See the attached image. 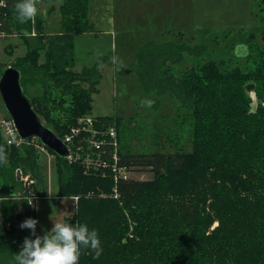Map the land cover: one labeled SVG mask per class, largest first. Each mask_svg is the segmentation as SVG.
I'll return each mask as SVG.
<instances>
[{
    "label": "trees",
    "instance_id": "trees-1",
    "mask_svg": "<svg viewBox=\"0 0 264 264\" xmlns=\"http://www.w3.org/2000/svg\"><path fill=\"white\" fill-rule=\"evenodd\" d=\"M42 1L54 9L57 0ZM59 1L60 31L50 33L42 16L37 14L34 24L21 23L17 0H4L8 14L0 13V34L11 33L21 23L22 33L33 27L36 35L33 45L32 39H23L25 54L11 64L0 63V72L9 65L17 68L26 94L29 82L42 87L40 94L27 96L43 123L61 139L78 118L90 115L98 71L73 70L74 33L87 31L89 0ZM260 37L264 42V24ZM255 49L251 70L211 59L180 78L166 64L180 63L183 52L195 54L191 46L155 56L144 53L145 90L170 94L188 112L191 150H124L122 120L93 116L117 132L116 159L110 144L104 173L85 172L81 162H69L44 146L55 156L58 196L78 197L73 215L64 222L87 223L100 237L101 255L96 258L93 249L81 247L78 264H264V43ZM248 84L254 85L252 90H246ZM250 91L257 96L254 111ZM157 102L152 101L154 106ZM28 141L7 145L0 129V148L7 153V162L0 165L3 223L9 219L8 198L27 200L19 194L24 187L31 193L44 183L38 149L42 144ZM133 171H148L152 177L135 179ZM25 177L31 181L28 185ZM17 185L22 188L15 190ZM24 206V219L36 218L27 202ZM26 236L27 228L23 237L10 229L0 232V253L7 264Z\"/></svg>",
    "mask_w": 264,
    "mask_h": 264
},
{
    "label": "rangeland",
    "instance_id": "rangeland-1",
    "mask_svg": "<svg viewBox=\"0 0 264 264\" xmlns=\"http://www.w3.org/2000/svg\"><path fill=\"white\" fill-rule=\"evenodd\" d=\"M36 2L44 30L59 32L60 1L53 4L54 9H50L52 3ZM5 9L4 0H0V13L4 16L8 14ZM36 16L31 20L32 24ZM263 24L264 0H89L87 31L74 33L73 70L97 69L90 115L122 120L124 150H191L188 112L179 107L170 94L156 96L145 90L146 85L141 80L146 71L144 53L155 56L163 51L181 52L184 45L191 46L196 50L195 54L183 52L180 63L166 64V69L179 78L191 69L199 70L211 59L223 60L225 67L239 66L247 71L254 67L253 58L258 51L255 46H263L260 37ZM18 28L0 35V63L4 65L25 54L27 46L23 39L30 38L34 44L36 32L33 27L23 33ZM242 44L248 47L249 54ZM202 46L204 51H200ZM27 78L32 79L29 74ZM34 84L29 82L26 87L30 97L42 91L39 84ZM249 95L252 99L250 108L254 111L257 96L254 91ZM154 99L158 100L155 106L148 103ZM0 116L8 117L1 99ZM38 149L44 183L34 191L37 195L35 204L28 203L29 195L23 196L27 200L20 196L8 198L9 219L3 223L0 215L1 233L10 229L23 237L24 229L20 228V223L25 217V202L35 211L39 235L50 230L54 221L64 222V217L72 216L75 211L72 196L66 198L57 194L54 154L45 148ZM130 175L144 180L152 177L148 171H133ZM20 188L22 186L17 185L15 190ZM0 264H7L1 253Z\"/></svg>",
    "mask_w": 264,
    "mask_h": 264
},
{
    "label": "clouds",
    "instance_id": "clouds-1",
    "mask_svg": "<svg viewBox=\"0 0 264 264\" xmlns=\"http://www.w3.org/2000/svg\"><path fill=\"white\" fill-rule=\"evenodd\" d=\"M15 10L18 21L25 23L37 15V2L17 0ZM6 162L7 153L0 148V165ZM28 203L31 205L32 200ZM37 223L35 217L20 223V228L30 230V236L24 238L19 251L13 254L12 264H78L81 247L93 249L96 258L103 251L98 231L87 223L54 221L51 229L42 235L36 234Z\"/></svg>",
    "mask_w": 264,
    "mask_h": 264
},
{
    "label": "built area",
    "instance_id": "built-area-1",
    "mask_svg": "<svg viewBox=\"0 0 264 264\" xmlns=\"http://www.w3.org/2000/svg\"><path fill=\"white\" fill-rule=\"evenodd\" d=\"M3 35V34H0ZM96 119L92 116H83L78 118L76 124L70 126L67 132L61 138L62 142L66 145L68 154L65 159L69 162H81L84 166L85 172L101 174L104 173L107 168L108 159L106 155H110L108 152V146L111 144L114 147L112 152V158L116 159L117 139L116 129L113 125L104 126L96 123ZM0 129L3 133L4 140L7 145L20 146L24 141L18 136L14 127L12 119L8 117L0 116ZM31 141L37 139H29ZM26 140L25 142H27ZM40 149L44 148V145L39 146ZM113 170L115 167L113 165ZM121 176L127 177L126 171L119 168L117 170ZM27 180V177L24 178ZM31 181H26L28 185ZM29 198H36V193H29ZM77 196H72L74 202L77 201Z\"/></svg>",
    "mask_w": 264,
    "mask_h": 264
},
{
    "label": "water",
    "instance_id": "water-1",
    "mask_svg": "<svg viewBox=\"0 0 264 264\" xmlns=\"http://www.w3.org/2000/svg\"><path fill=\"white\" fill-rule=\"evenodd\" d=\"M253 84L246 85L251 90ZM0 99L8 116L12 119L18 136L23 140L37 139L56 156L65 158L68 154L66 145L47 127L33 109L31 100L21 86L20 71L12 65L0 72ZM19 194L27 196L29 188L24 187Z\"/></svg>",
    "mask_w": 264,
    "mask_h": 264
},
{
    "label": "bare ground",
    "instance_id": "bare-ground-1",
    "mask_svg": "<svg viewBox=\"0 0 264 264\" xmlns=\"http://www.w3.org/2000/svg\"><path fill=\"white\" fill-rule=\"evenodd\" d=\"M29 193H30V192H28V195H29ZM35 193H36V192H35ZM29 197H30V196H29ZM31 200H32V203H34V202H35V200H36V198H34V199H33V198H29V200H28V201H31Z\"/></svg>",
    "mask_w": 264,
    "mask_h": 264
},
{
    "label": "crops",
    "instance_id": "crops-1",
    "mask_svg": "<svg viewBox=\"0 0 264 264\" xmlns=\"http://www.w3.org/2000/svg\"><path fill=\"white\" fill-rule=\"evenodd\" d=\"M29 192V191H28ZM28 195V194H27ZM36 201V200H35ZM34 204H35V202H34Z\"/></svg>",
    "mask_w": 264,
    "mask_h": 264
}]
</instances>
